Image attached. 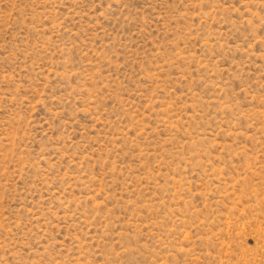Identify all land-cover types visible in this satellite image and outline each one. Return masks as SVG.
Returning a JSON list of instances; mask_svg holds the SVG:
<instances>
[{
	"label": "rangeland",
	"instance_id": "rangeland-1",
	"mask_svg": "<svg viewBox=\"0 0 264 264\" xmlns=\"http://www.w3.org/2000/svg\"><path fill=\"white\" fill-rule=\"evenodd\" d=\"M0 264H264V0H0Z\"/></svg>",
	"mask_w": 264,
	"mask_h": 264
}]
</instances>
